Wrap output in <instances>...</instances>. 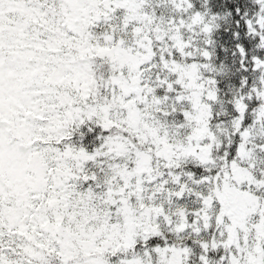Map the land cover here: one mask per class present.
Listing matches in <instances>:
<instances>
[{
    "label": "snow or ice",
    "instance_id": "snow-or-ice-1",
    "mask_svg": "<svg viewBox=\"0 0 264 264\" xmlns=\"http://www.w3.org/2000/svg\"><path fill=\"white\" fill-rule=\"evenodd\" d=\"M0 264H264V0H0Z\"/></svg>",
    "mask_w": 264,
    "mask_h": 264
}]
</instances>
